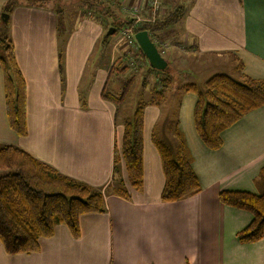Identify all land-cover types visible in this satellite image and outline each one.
<instances>
[{"label": "crops", "instance_id": "1", "mask_svg": "<svg viewBox=\"0 0 264 264\" xmlns=\"http://www.w3.org/2000/svg\"><path fill=\"white\" fill-rule=\"evenodd\" d=\"M5 1L0 0V12ZM72 22L60 42L58 18L49 7L18 5L12 10L9 35L26 85L27 136L18 137L9 128L0 69V146L21 148L101 191L105 209L79 217L78 239L66 225H57L51 238L39 240L36 253L9 255L0 243V264H264V237L252 243L237 239L252 214L218 197L222 191L264 193V106L223 130L221 147L211 150L195 130L197 96L183 90L192 78L185 77L174 92L183 72L199 77L193 63L212 76L227 74L223 68L234 59L236 73L227 75L264 82V0H191L178 26L160 34L169 42L164 58L174 82L165 99L176 103L180 90L178 125L200 185L195 195L174 202L161 201L164 175L151 142L160 106L144 108L141 188L131 187L122 174L127 195L112 192L113 150L122 126L114 123V107L101 93L109 83L111 90L115 87L109 71L124 50L108 40L96 21L75 17ZM185 42L184 50L180 44ZM203 76L202 82L210 77Z\"/></svg>", "mask_w": 264, "mask_h": 264}, {"label": "trees", "instance_id": "2", "mask_svg": "<svg viewBox=\"0 0 264 264\" xmlns=\"http://www.w3.org/2000/svg\"><path fill=\"white\" fill-rule=\"evenodd\" d=\"M48 1L50 0H8L1 9L8 14L7 21L0 22V69L3 73L6 118L9 128L18 137L27 136L26 85L9 35V16L18 5L46 7ZM116 4H107L105 10L106 14H110L108 17L113 19L115 12L111 6L117 7ZM171 7L165 17L152 22L117 18L119 23L112 20V26L117 30L118 26L127 25L132 26L135 32L147 30L156 34L167 30L184 16L185 8L182 4ZM51 10L56 15L61 11L54 7ZM126 56L122 55L116 61L122 63ZM133 56L139 62L145 58L140 49ZM113 70L110 72L113 73ZM147 73L146 70V75ZM157 81L159 86L156 85ZM157 81L152 85L150 105H157L170 89L172 78L167 73V67L157 77ZM183 90L192 91L197 96L193 111L195 130L203 144L211 150L221 147L220 133L223 130L236 123L247 112L264 106V82L244 75L234 79L227 74H214L204 82L203 90L198 91L195 84H188ZM144 105L139 103L131 118L125 120L120 152L115 147L113 151L114 173L120 172L123 163L131 187L136 190L143 183ZM176 129L175 127L178 143L175 152L156 134H152V143L159 155L164 175L160 195L162 202L182 200L200 191L199 180L191 168L183 136L178 129L176 134ZM260 177L264 182V167L260 171ZM120 184L122 189L112 188V192L126 196L121 179ZM218 197L222 203L252 214L249 224L237 233L240 242L252 243L264 237V193L256 195L246 191H222ZM104 209L101 191L58 172L21 148L0 146V243L7 254L38 252L39 240L51 238L55 227L60 224L66 225L71 236L78 239L79 217L87 213H101Z\"/></svg>", "mask_w": 264, "mask_h": 264}, {"label": "rangeland", "instance_id": "3", "mask_svg": "<svg viewBox=\"0 0 264 264\" xmlns=\"http://www.w3.org/2000/svg\"><path fill=\"white\" fill-rule=\"evenodd\" d=\"M149 1L150 0H140L138 2H134V1L130 2V0H50L46 2L47 3L46 6H48L51 9L54 7V9L59 8L61 10L60 13L57 14V18H58L57 30H58V36H59L60 42L62 41V38H63L62 36L63 31L67 29L66 24L68 23L69 25L70 23H73L72 22L73 18L80 17L83 19H91L93 21H96L102 26V28L105 30V33H107L109 30H112L111 34H108L106 36L108 40L113 41L114 44L117 43L116 47H118L119 44L122 42L119 39V36L120 38L123 37L122 32L124 31L125 27H128V26L127 25L118 26L117 30H114L112 26V23H113L112 20H114V23H119V20H117V18H131V19H134L135 22H146V21L152 22L156 19L165 17L168 13V9L172 8L171 6H169L171 3V0H167V2L166 0H159L158 1L160 2L159 9L157 11H152ZM190 1L191 0H172V2H174L175 5L182 3L186 11H187V7ZM7 2L8 0L4 2L3 6ZM110 3H117L116 5L118 8L115 6H111L112 10L115 12L114 19L112 17H108L110 14L105 13L106 8L108 7L107 4H110ZM165 4H167L168 6L167 9H165ZM3 13L4 12L1 10L0 22L3 21V16H2ZM66 17L68 18L66 19L67 23L65 21ZM136 18H140V21H137ZM177 26H178V22H175L174 24L170 25L169 29H174ZM163 31H158L156 34H153L152 32H149V31L147 32H148L150 39L152 40V42L155 44L158 51L160 52V54L163 57L164 56L167 57V55L166 54L164 55V53L169 45L164 50L160 49L157 46L158 42L166 41V40H163L162 39L163 37H161L160 35V34H163L161 33ZM176 40H179V37ZM182 40L184 42V38H182ZM121 44H120V47L123 48L122 50H124L125 52L126 48ZM186 44H187L186 42L185 44H183V46L182 44H180V47H182L185 50ZM64 47L65 45L63 46V42H62L61 49L64 50ZM105 48H108V45L104 46V49ZM117 54L115 53V56ZM118 55H120V53ZM62 62H63V68H64V64H65L64 57H62ZM197 62L199 64H202V62H204V59L202 57L201 59L197 58ZM124 64H125V59H123L122 63L120 61H114V63L111 65V68H110V71L114 69L113 73L109 71V73L112 74L109 78V81L113 83V80H114L115 87H113L111 90L110 83H109L107 85V89H105V91H102L101 93L102 98L113 105L114 123L119 122L120 126H122L121 127L122 132L124 130L123 125H124L125 120L131 118L134 110L136 109L139 103L145 104L144 108L151 104L150 101L152 100L151 99L152 85L156 83L157 77L161 76L163 73V70H156V69L151 68L146 58L143 59V61L137 66V68L134 67L135 70L133 71L126 70L125 67L127 66ZM234 65H236V61L234 59L233 61L229 60L226 67L223 68L224 73H227L230 75H233L234 73H236ZM192 66L200 73L199 77L195 76L196 72H193V73L183 72L182 76H180V78L176 80L174 92L177 91V88L179 87L181 82L184 81L185 77L192 78L193 82L190 84H195L198 88V91L203 90L204 82L206 80L202 82L205 79L204 78L205 76H203L202 78L201 76L203 73H205V75H207L206 77H209L211 76V72H209V70H203L201 65H194L193 63ZM149 67L151 69H149ZM120 68H122L123 70H120ZM146 70L148 72L147 76H145ZM156 85L159 86L158 81ZM172 85H174L173 81H172ZM172 90L173 89L171 86V89H169V91L171 92ZM179 94H180V90H178L177 94L174 96L176 103H174V99H171L170 104H169V101H166L165 99V95H166L165 93L161 101L157 105L152 104L153 106H160L161 111H162L161 119L156 129L153 128L154 130L152 131V134L153 133L156 134V136L159 139H161L162 142L166 143L170 148H173L174 152L176 151V148H177L176 143H178V140L175 135V127L178 129V132L182 134V132L179 129V125L177 127L178 116H179L177 112L178 110L177 103L180 100ZM104 95H106V97ZM169 107H170V110H168ZM143 113H144V109H143ZM177 129H176V134H177ZM152 134H151V142H152ZM120 145H121V141L119 143L117 142L114 146L115 148H117L119 152H120ZM124 168H125L124 164L121 163L120 172L114 173L113 171V178L111 179V182H110L111 187L122 189V185L120 184V179L122 178V174L123 176L126 175V171ZM124 189H125V186H124Z\"/></svg>", "mask_w": 264, "mask_h": 264}, {"label": "built area", "instance_id": "4", "mask_svg": "<svg viewBox=\"0 0 264 264\" xmlns=\"http://www.w3.org/2000/svg\"><path fill=\"white\" fill-rule=\"evenodd\" d=\"M137 1H140V0H137ZM159 0H150L149 3H150V7L152 9V11H157L160 7V2H158ZM135 2V1H134ZM134 14V13H133ZM137 21H140V18H136ZM122 35L123 37L120 38L119 36V39L122 41L120 44L123 45L126 50L124 52L123 55H127L125 58V64L128 68L129 71H133L135 70L134 67L137 68V66L141 63L137 60L136 56H133V53H135L137 50H139V46L137 44V41L135 39V31L133 29L132 26H128V27H125L124 31L122 32ZM119 44V45H120ZM117 45V43L115 44ZM168 42L167 41H160L158 42V47L162 50L166 49L167 46H168Z\"/></svg>", "mask_w": 264, "mask_h": 264}, {"label": "water", "instance_id": "5", "mask_svg": "<svg viewBox=\"0 0 264 264\" xmlns=\"http://www.w3.org/2000/svg\"><path fill=\"white\" fill-rule=\"evenodd\" d=\"M3 22L7 21L8 14L3 13ZM112 30H109L107 34H111ZM135 39L137 44L147 59L149 66L156 70H165L167 67V60L160 54L155 44L150 39L146 30H140L135 32Z\"/></svg>", "mask_w": 264, "mask_h": 264}]
</instances>
